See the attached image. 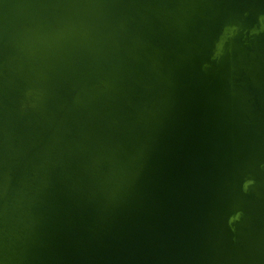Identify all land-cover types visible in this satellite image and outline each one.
I'll return each instance as SVG.
<instances>
[{
  "label": "water",
  "instance_id": "water-1",
  "mask_svg": "<svg viewBox=\"0 0 264 264\" xmlns=\"http://www.w3.org/2000/svg\"><path fill=\"white\" fill-rule=\"evenodd\" d=\"M0 264H264V0H0Z\"/></svg>",
  "mask_w": 264,
  "mask_h": 264
},
{
  "label": "bare ground",
  "instance_id": "bare-ground-1",
  "mask_svg": "<svg viewBox=\"0 0 264 264\" xmlns=\"http://www.w3.org/2000/svg\"><path fill=\"white\" fill-rule=\"evenodd\" d=\"M213 50H215V45H213ZM205 56L202 55V59H204ZM206 69V67L204 68Z\"/></svg>",
  "mask_w": 264,
  "mask_h": 264
}]
</instances>
